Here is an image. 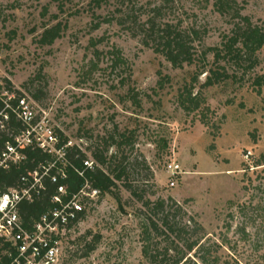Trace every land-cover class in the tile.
Wrapping results in <instances>:
<instances>
[{
	"label": "rangeland",
	"instance_id": "obj_1",
	"mask_svg": "<svg viewBox=\"0 0 264 264\" xmlns=\"http://www.w3.org/2000/svg\"><path fill=\"white\" fill-rule=\"evenodd\" d=\"M235 1L243 16L264 27V0ZM213 2L0 0V80L23 93L37 116L93 164L88 148L103 137L124 133L131 144L117 151L130 165L125 182L131 189L117 181L112 193L84 201V217L61 234L55 264H149L142 253L146 219L160 221L144 202L157 200L171 212L180 206L176 219L182 224L195 218L204 228L202 242L221 246L222 257L264 264V84L260 94L252 84L255 76L264 78V46L260 63L242 79L201 89L202 109L186 112L177 101L197 75L198 90L203 68H216L203 50L219 46L230 30V18ZM156 6L160 26L167 22L190 34L192 64L174 68L152 42L144 45L140 26ZM57 21L66 24L61 36L40 45L44 26ZM116 51L119 65H113ZM168 162L180 166L174 177ZM150 238L153 246L165 243L164 235ZM87 243L94 249L87 252Z\"/></svg>",
	"mask_w": 264,
	"mask_h": 264
},
{
	"label": "trees",
	"instance_id": "obj_2",
	"mask_svg": "<svg viewBox=\"0 0 264 264\" xmlns=\"http://www.w3.org/2000/svg\"><path fill=\"white\" fill-rule=\"evenodd\" d=\"M109 1L124 4L131 3L133 0H95L97 6H100L102 2ZM213 6L220 15L230 18L231 27L228 33L222 35L219 46L206 47L203 50L202 57H206L207 53L213 55L216 68L210 67L201 70L199 74L205 73V80L199 84L196 92L194 89L199 82L198 75L178 92V105L186 112L202 109L204 99L201 89L227 80H240L260 63L258 52L264 46V27L254 24L249 17L243 16L235 0H214ZM159 9L158 6L153 8L155 13L140 26L141 31L145 32L144 45L148 46L152 42L154 51L161 53L174 68L192 64L195 56L192 52L190 34H186L176 25L167 22L160 26L156 20ZM129 20L137 23V18L133 20L129 16ZM120 23H124L123 20ZM99 25L100 22H97L95 27L97 28ZM65 28L66 24H62L60 21L50 26H44L38 43L51 45L61 36V32ZM193 34L197 35L195 31ZM119 54V51L114 52L113 65L122 63ZM8 83V81L5 82L6 87L12 90ZM252 84L257 86L255 91L260 94V87L264 84L263 76H255ZM14 92L19 96H25L19 91L14 90ZM32 96L38 98L37 93H33ZM130 97L136 105L140 104L136 94H131ZM200 120L204 125L208 124L203 114ZM22 129V123L9 113L6 128L0 130V151L7 141L13 143L14 136L19 134ZM55 133L58 139L56 147L63 148V160L57 159L55 154L46 153L30 144L19 148L21 157L17 162L10 164L6 169L0 168V193L10 188L20 187L22 176H26L30 182L29 173L36 171L38 175H41L42 186L38 193L34 194L31 200H21L17 205L21 225L28 231L33 230L34 224L44 212L59 207L60 204L54 201V197L58 195L57 188L60 185L65 187V193L59 195L62 202L68 201L86 181L92 188L98 190L99 197L112 193L113 188L117 186V181L125 183V187L131 189V186L126 185L125 182L129 176L130 165L125 162L124 155L117 156L119 148L127 144L131 145L129 136L120 133L116 137V134L111 133L89 147L88 150L90 149V155L94 160L92 168L89 169L83 165L84 160L88 159L87 153L75 144L67 145L68 138L59 130H56ZM111 147L117 150L109 154ZM259 161L257 160L256 165L260 164ZM45 168H48V171L43 174ZM77 170H82L83 176L79 175ZM52 176L57 177L56 182L51 180ZM131 192L136 194V190ZM138 199L143 198L138 196ZM144 205L153 210L154 214H158L160 221V224L155 222L151 216H147L146 219L147 229L142 253L149 264H239L238 261L222 257L218 251L221 246L218 244L202 242L204 228L195 218L189 217L188 222L183 224L177 220L179 213H183L180 206H176V210L171 212L165 208V200L145 201ZM84 214L85 210L79 212L77 219L69 223L67 228L79 222ZM151 233H154L155 237L164 235L165 243L162 247L153 246V239L150 238ZM92 249H94L92 243H87V252ZM10 252L11 256H9ZM14 255L15 246L0 239V264H10Z\"/></svg>",
	"mask_w": 264,
	"mask_h": 264
},
{
	"label": "built area",
	"instance_id": "obj_3",
	"mask_svg": "<svg viewBox=\"0 0 264 264\" xmlns=\"http://www.w3.org/2000/svg\"><path fill=\"white\" fill-rule=\"evenodd\" d=\"M9 113L22 123L23 129L14 136L13 143L7 141L0 151V168L6 169L10 164L17 162L21 157L19 148L30 144L63 160V148L56 147L57 135L46 118L38 117L33 104L26 96L17 95L0 80V130L6 128ZM69 144L70 142L67 145ZM249 154L250 152L246 157ZM83 165L91 169L93 162L86 159ZM166 170L170 177H174L180 172V166L175 162H168ZM47 171L48 168H45L43 174ZM77 172L83 176L82 170ZM29 177L30 182L26 176H22L20 187L0 193V239L15 246V255L10 264H55L62 232L67 229L69 223L77 219L78 213L84 210L83 200L96 198L98 190L86 181L76 194L68 201L62 202L59 195L65 193V187L58 186V195L54 197V201L59 202V207L44 212L34 224L33 230L28 231L21 225L17 205L21 200H31L42 186L41 175L36 171L29 173ZM56 179V176L51 177L53 182H56ZM170 184L174 185V182L171 181ZM11 254L10 252L9 256Z\"/></svg>",
	"mask_w": 264,
	"mask_h": 264
}]
</instances>
